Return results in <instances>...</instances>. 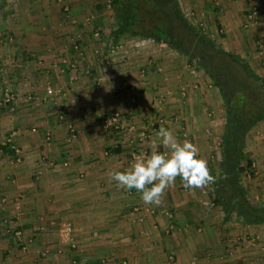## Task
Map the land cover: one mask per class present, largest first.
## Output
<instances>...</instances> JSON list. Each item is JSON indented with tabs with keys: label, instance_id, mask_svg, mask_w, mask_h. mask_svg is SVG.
Returning a JSON list of instances; mask_svg holds the SVG:
<instances>
[{
	"label": "crops",
	"instance_id": "0c3cea01",
	"mask_svg": "<svg viewBox=\"0 0 264 264\" xmlns=\"http://www.w3.org/2000/svg\"><path fill=\"white\" fill-rule=\"evenodd\" d=\"M207 1L217 28H211L212 36L220 29L223 48L240 55L264 78V0H220L218 12ZM103 2H0V84L20 96L15 112L0 105V264H264V223L226 215L213 201V183L188 190L177 177L156 206L110 179L109 172L131 165L137 147L138 152L145 148L146 156L154 146L165 151L156 136L161 126L172 129L181 142L195 143L216 179L220 170L209 160L213 141L208 129L225 124L207 110L215 111L214 116L221 112L225 122L226 112L213 99L220 95L217 87L193 88L198 75L172 47L176 56L160 50L141 80L136 72L151 60L143 48L145 38L120 40L125 49L114 51L120 41L112 38V24L101 22L98 6L105 7ZM253 2L261 11L250 22ZM92 12L100 17L93 28L105 41L92 37L86 22ZM77 33L84 34L75 40L79 50ZM108 56L114 64L106 68L102 60ZM74 60L81 71L69 74ZM124 83L135 84L137 92ZM120 85L124 88L118 96ZM25 94H33V100L27 101ZM117 110L127 129L105 130L106 116ZM152 124L156 131L136 144V132L129 128L148 132ZM11 134L15 147L7 142ZM251 158L253 174L258 175V163L264 180V150ZM243 186L256 192H248L251 203L264 204V182ZM65 222L73 223L68 238L61 234ZM9 228L22 231L28 254L60 248L65 254L45 262L35 254L23 258V239L18 242Z\"/></svg>",
	"mask_w": 264,
	"mask_h": 264
},
{
	"label": "trees",
	"instance_id": "16d2710c",
	"mask_svg": "<svg viewBox=\"0 0 264 264\" xmlns=\"http://www.w3.org/2000/svg\"><path fill=\"white\" fill-rule=\"evenodd\" d=\"M109 5L113 40L151 38L164 42L190 61L196 60L195 68L203 70L219 89L226 122L213 201L226 215L236 213L250 223H264V204L251 203L240 181L241 176L254 175V161L246 145L251 130L264 119V78L240 55L225 50L217 39L195 26L178 0H109ZM104 8L98 6L99 11ZM218 9L215 7L216 12Z\"/></svg>",
	"mask_w": 264,
	"mask_h": 264
},
{
	"label": "rangeland",
	"instance_id": "374dc122",
	"mask_svg": "<svg viewBox=\"0 0 264 264\" xmlns=\"http://www.w3.org/2000/svg\"><path fill=\"white\" fill-rule=\"evenodd\" d=\"M179 1V3H180V6H181V8H182V10H183V12L185 13V15L189 18V20L195 25V26H197V27H199L201 30H203L204 32H206V33H208V34H210V36L211 37H213V38H215V39H217L220 43H222V41H221V39H222V32H220V29H218V32L217 33H215L213 36H212V31H211V28L214 26V30L215 29H217V28H215V25H216V22H215V20H214V17H213V15H212V13H210V12H208L207 11V7L204 5L205 3H206V1L207 0H178ZM214 7H218V8H220L221 6H222V2L220 1V0H208ZM207 1V2H208ZM241 1V0H240ZM243 1H247V0H243ZM0 2H1V0H0ZM109 1H105L104 0V2H103V4H105V9L103 10V15H102V20H101V22H103V24L104 23H106V25H111L112 23H113V18H112V10H111V8L109 7V3H108ZM252 2V1H251ZM252 8H251V10H253V8H254V6H257L258 7V11H261V7H260V5H258L257 3H252ZM212 8V7H211ZM251 10L249 11V12H251ZM93 13V14H92ZM91 14H89V15H87V17H86V22H87V24H89L88 26H91V27H89V29H91V33H92V37H93V39L95 40V41H105L106 39H107V37L106 36H104L103 35V33H100V30H96V29H94L93 27L95 26V24H97L99 21H100V17H97L96 15V13L95 12H92ZM221 13V12H220ZM212 15V16H211ZM259 17V16H258ZM257 17V18H258ZM256 18V19H257ZM256 21V20H255ZM84 37V34H82V33H77L76 35H75V38H74V43L76 44H74L75 46H78V48H80V46H79V44H78V41H76L75 42V40H77V39H81V38H83ZM139 41H141V40H139ZM144 41L145 42H143L144 44V47L143 48H145L147 51H148V53L150 54V55H148V57L149 58H151V60H150V62H148V63H146L145 64V62H144V64L143 65H141V67L143 66L144 67V69H142V68H140L139 70H138V72H136V74L138 73V75H139V77H140V79L141 80H145V78H147V71H148V68L150 67V66H153L155 63L154 62H157L154 58L155 57H157L156 55L158 54V52H160V50H164V49H166L165 51H166V54L165 55H167L168 53H170V55H175L176 56V52H178L177 50H175L174 48H173V50H175L176 52H174L173 50H172V48L168 45V44H166V43H164V42H155L153 39H151V38H145L144 39ZM122 43V41H120L119 42V44L118 45H116L117 46V48H115V50L114 51H118V50H124L125 48L123 47V45L121 44ZM134 44V43H133ZM135 45V44H134ZM98 46V45H97ZM171 48V51H170V48ZM132 49V48H131ZM79 50V49H78ZM100 53V52H99ZM114 53V52H113ZM116 53H114V55H115ZM185 58H186V60L188 61L186 64H188V65H190V67L187 65V68L189 67V69H191V70H194V73L193 74H197L198 75V81H196L195 83H193V88L195 89V90H200L201 88H203V89H205V87L207 86L208 88L207 89H213V87H215L214 85H213V83H212V80L210 79V78H206V80L203 82L202 80H201V78H204V77H207L206 76V74L203 72V70H202V72H198V69H195V67L197 66V61H195V60H192V61H190L189 60V58H187L186 56H185ZM78 61V60H77ZM77 61H72V62H70V64H69V68L71 69V70H69V74L71 73V71H73L75 74H77V72L78 71H81L80 69V62H77ZM103 62V64L106 66V68H108L109 66H113V64H114V61H112L111 59H110V56H108V58L107 59H103L102 60ZM134 64H136V62H134ZM157 65V64H156ZM132 66H134V65H132ZM136 67H134V69H135ZM79 69V70H78ZM146 70V71H145ZM164 70V69H163ZM160 72V71H159ZM162 73L164 72V71H161ZM73 73V74H74ZM202 74H203V77H202ZM3 75V73H2V70H1V76ZM72 77H73V75H72ZM195 78V77H194ZM75 78L73 77V79H72V82H75ZM211 80V81H210ZM137 83V82H136ZM122 86H124L125 85V87L128 89V91H131V92H134V93H136L137 92V87H136V85L135 84H130V83H124V84H121ZM120 85V86H121ZM121 86V87H122ZM123 88L124 87H122V88H118L117 89V94L116 95H120L121 94V89L123 90ZM53 90V89H52ZM1 93V92H0ZM48 94L50 95V96H54L55 95V92L53 91V92H51V93H49L48 92ZM24 97H26V100L27 101H29V102H31L32 100H33V94H25V95H23ZM164 97H166V98H164ZM18 98H20V96L19 95H17V99ZM159 98H164V99H166L167 100V95H160V97ZM215 98V100L216 99H218L219 101H220V104H222L223 102V100H222V97H221V95H219L218 93L216 94V96H214L213 97V99ZM3 95L2 94H0V105H2V106H5L4 104H3ZM20 99H18L17 100V103H18V101H19ZM164 101V100H163ZM214 101V100H213ZM17 103H16V106H15V109L14 110H10V111H13V112H15L16 110H17ZM223 105H224V103H223ZM7 107V106H6ZM221 107V106H220ZM218 111L217 112H220V110L219 109H222V108H219V106H218ZM214 111V110H213ZM207 112L208 113H210L211 115H209V116H213V118L215 117V118H217L219 121H222V123L223 124H225V120L223 121L222 120V118H221V112L220 113H218L217 114V116H214V112L212 113V110H207ZM113 113H118L119 115H120V118H121V122H123V119H122V112H120V111H113V112H110L106 117V120H105V122H104V129L105 130H107V131H111V129L109 128H106V125H107V123H108V121H109V119H110V117H111V115L113 114ZM163 119V118H162ZM162 119H160L159 120V122H161V120ZM163 121V120H162ZM125 126H126V124H125ZM223 126V127H222ZM221 126V122H220V125H218V129L217 130H211V129H208L209 130V135L211 136L210 137V141L212 140L213 141V143L212 144H210V145H212V147L210 148V152H209V160H210V163L213 165L212 167L213 168H217L218 170H219V163H220V161H221V145H220V142H221V138L220 137H222L221 135L223 134V132H224V125H222ZM127 128V127H126ZM134 128H135V132H136V134H138L139 132H145L148 136L144 139V140H138L137 139V141L135 142L136 144H138L139 142L141 143V142H143V141H146V139H148L149 138V135H150V133H153V132H155L156 131V129H155V125H153L152 124V126H150V129H148V132H147V130H145V129H138L137 127H135L134 126ZM216 129V128H215ZM220 129H222V131L220 130ZM113 131V130H112ZM151 131V132H150ZM113 132H118V131H113ZM135 134V135H136ZM137 138V137H136ZM209 145V144H208ZM209 145V146H210ZM137 149V151H138V149H139V147H137L136 148ZM141 150L142 151H146L145 150V148H141ZM260 151V150H264V122H259L258 124H257V126L256 127H254L252 130H251V132L249 133V135H248V137H247V145H246V151L250 154V156H253L254 154H255V152L256 151ZM135 152H136V150H135ZM134 153V152H133ZM148 153H147V151H146V155H147ZM258 160H256V162H257ZM255 167H256V172L258 173V175H256V173H255V175H249L248 174V176H241L240 178V181H241V183L243 184V185H247V184H249V182L250 183H262V182H264V180L262 179V177H259V173H260V169H259V166H258V163H256V165H255ZM259 171V172H258ZM219 173V172H218ZM250 191H251V189H249ZM254 190V189H253ZM249 192V191H248ZM250 194H254V195H256V192H254V193H252V192H249ZM73 224V223H72ZM73 233V232H72ZM62 234V233H61ZM64 238H68V237H71V235L70 236H65V235H62ZM22 237H23V245L22 246H20V248H21V252L23 253L22 254V256H23V258H30V257H32V256H30V254H35L34 256H36V258H41V261L42 262H45V260H47V261H52V259H54V260H56L55 258H58V256H60V255H64L65 253V251H63V248H60V249H58L57 251L55 250V251H46V250H38V251H36V250H34V252H32V253H30V254H28L29 252V248H27L28 246H27V243L25 244V241L26 240H24V235H22ZM63 237H61V238H63ZM63 238V239H64ZM17 239V238H16ZM17 241L19 242V240L17 239ZM64 243V242H63ZM65 244H66V242H65ZM25 247V248H24ZM30 256V257H29ZM22 257L21 256H18V259H21ZM23 258H22V260H23ZM52 258V259H51ZM44 259V260H43ZM48 259H50V260H48ZM32 261L33 262H36L35 260H33L32 259ZM40 261V262H41Z\"/></svg>",
	"mask_w": 264,
	"mask_h": 264
},
{
	"label": "clouds",
	"instance_id": "9594fccd",
	"mask_svg": "<svg viewBox=\"0 0 264 264\" xmlns=\"http://www.w3.org/2000/svg\"><path fill=\"white\" fill-rule=\"evenodd\" d=\"M165 151L153 147L148 156L134 157L131 165L123 171L108 173L117 186L125 190L135 189L145 204L159 206L165 189L180 177L188 190L203 189L215 182L207 161L199 155L198 146L190 140L181 142L174 131L161 126L156 133Z\"/></svg>",
	"mask_w": 264,
	"mask_h": 264
},
{
	"label": "built area",
	"instance_id": "2783aa9c",
	"mask_svg": "<svg viewBox=\"0 0 264 264\" xmlns=\"http://www.w3.org/2000/svg\"><path fill=\"white\" fill-rule=\"evenodd\" d=\"M260 11H258V7L254 6L253 10H251V12L248 15V20L250 22H254L256 20V17L259 15ZM75 48L78 50V46H75ZM0 79H1V67H0ZM0 92L3 95V104L5 106H8V108L10 110H14L15 106H16V101H17V94L12 90V88L8 85H4V84H0ZM48 92L51 93L53 92L52 88H48ZM19 99V98H18ZM106 128H110L113 131H123L126 128L125 124L123 122H121V118L120 115L118 113H113L106 125ZM130 131L135 132V128L134 126H131L129 128ZM12 136H14V134H11V137L9 139H7V142H9L10 144L12 143ZM148 135L145 132H139L138 134H136V137L138 140H144ZM13 147L14 144H11ZM144 155L146 157V151H136L133 153V160L134 157H138ZM9 233L14 234V236L22 242V231L19 229H13V228H9L8 229ZM73 232V224L72 222H65L63 223L62 227H61V233L62 235L65 236H70ZM25 248V247H24Z\"/></svg>",
	"mask_w": 264,
	"mask_h": 264
}]
</instances>
